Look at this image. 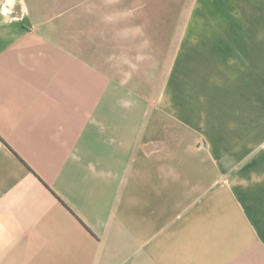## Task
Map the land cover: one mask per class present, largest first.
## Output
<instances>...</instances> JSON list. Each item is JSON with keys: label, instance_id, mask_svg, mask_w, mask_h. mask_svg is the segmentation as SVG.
I'll return each mask as SVG.
<instances>
[{"label": "crops", "instance_id": "obj_1", "mask_svg": "<svg viewBox=\"0 0 264 264\" xmlns=\"http://www.w3.org/2000/svg\"><path fill=\"white\" fill-rule=\"evenodd\" d=\"M0 264H264V0H0Z\"/></svg>", "mask_w": 264, "mask_h": 264}]
</instances>
